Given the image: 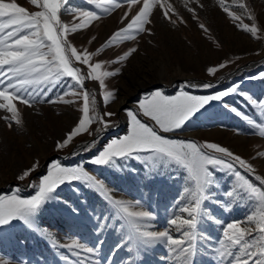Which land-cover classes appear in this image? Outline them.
<instances>
[{"label":"rangeland","instance_id":"obj_1","mask_svg":"<svg viewBox=\"0 0 264 264\" xmlns=\"http://www.w3.org/2000/svg\"><path fill=\"white\" fill-rule=\"evenodd\" d=\"M14 2L29 12L39 10L29 0ZM239 2L240 0L237 3L225 0V5L240 15L244 24H256L259 29L256 37L238 29L222 10L218 0H191L188 7L195 10V18L187 11L183 0H169L179 16H172L176 20L175 24L165 19L157 5L153 9L151 23L146 26L150 34L140 33L134 40L105 47L98 55H93L90 62H101V71L120 69L118 75L105 79L103 92L98 81L86 79L83 85L84 89L95 95L99 114L112 112L115 115L104 117L110 122V127L104 128L99 123H93L90 126L91 135H78L63 149L57 150L55 145L62 142L78 123L82 115V97L69 95L64 99L72 100L73 103L43 102L35 103L32 107L17 102L22 125L18 126L13 122L11 128L4 119L6 116L10 117V114L0 110V196L12 195L17 188L20 189L18 194L21 198L35 195L36 188L33 185H38L52 161H60L65 167L82 165L103 182L114 199L133 202L140 200L141 205L135 210H147L156 216L150 222L153 225L150 230H170L175 238H181V233L174 226H169L167 221L174 214L182 215L177 211L176 202L180 200L184 187L190 186L183 170L170 168L150 171L144 154L139 159L117 160L111 166H97L90 161L111 140L128 133L127 110L135 112L148 126L155 127L154 122L144 117L138 107L139 102L154 91L159 90L169 96H174L181 90L191 95H212L239 84L241 93L258 101L264 99V79L251 78L264 72V58L260 59L264 55V0H242L251 9L255 21L248 19L247 14L239 7ZM70 5L100 11L88 0H70ZM141 6L142 0L131 9L124 4L111 14L100 13L102 18L69 34L68 40L80 52L86 50L89 54L96 53L113 33L130 22ZM125 12L128 13V19L122 23L121 17ZM61 20L65 24H71L74 16L69 11H62ZM200 24L208 31H203ZM133 47L137 51L126 61L122 64L114 63L120 55ZM225 62L226 67L214 75L208 74L209 68ZM75 66L80 67L87 75V66L79 63ZM231 71L232 74L219 80ZM160 73H164V79H159ZM190 78L196 81L186 80ZM185 82L191 86L185 88ZM68 83V80L62 82L50 93V97L55 99L61 95ZM140 83L143 85L137 87ZM204 84H211L212 87L205 89ZM124 90L131 93L119 104ZM108 91L115 93V98L105 102L103 94ZM225 104L231 108L225 107ZM237 111L257 123H264V116L251 103L241 95L234 94L224 98V101L210 102L180 130L163 133L157 128V131L170 139L197 144L210 142L225 147L252 165L255 169L253 174L238 166L237 170L251 183L264 189V185L255 179L257 175L264 177V157L258 155L264 153V137L238 116ZM118 126L121 130L115 131L114 128ZM97 128H101L99 133L96 132ZM90 139L94 140L69 158L62 160L55 157L44 163L51 155L65 154ZM36 162L39 167L23 181L19 180L18 176ZM214 172L218 187L212 189L215 194L203 205L206 214L198 225L194 264H219L215 249L219 247L218 240L222 238L223 227L235 221H245L256 210L255 204L247 200H237L225 195L235 187L236 182L231 174L226 170ZM53 196L54 199L44 204L35 217V227H29L19 220L0 226V264H94L97 260L101 264H179L163 243L141 246L139 250L126 244L127 229L121 231L113 226L118 225L119 221H110L109 226L98 233V218L110 216L112 208L101 193L84 183H65ZM99 241H103V245L92 256L82 250L77 256L76 248L61 246L76 242L94 248ZM121 245L123 246L118 249L117 246Z\"/></svg>","mask_w":264,"mask_h":264},{"label":"snow or ice","instance_id":"obj_2","mask_svg":"<svg viewBox=\"0 0 264 264\" xmlns=\"http://www.w3.org/2000/svg\"><path fill=\"white\" fill-rule=\"evenodd\" d=\"M29 2L39 10L29 12L14 0L13 2L0 0V110L10 114V117L6 116L4 119L11 128L13 122L18 126L22 125L17 102L32 107L35 103L43 102L73 103L72 100L64 99L69 95L82 97L83 105L80 108L82 115L66 138L56 143L55 147L60 150L68 146L78 135L83 133L91 135L90 126L93 123H99L104 128L110 127V122L104 117L110 118L115 115L112 112L99 114L96 109L95 95L84 89L83 85L86 79L98 81L103 92L105 79L118 75L120 69L101 71L102 63H91L92 56L98 55L105 47L134 40L140 33L149 32L150 34L146 26L151 23L150 18L157 5L165 19L171 23H176L172 16L177 18L179 16L169 0H142V6L131 17L130 22L113 33L96 53L89 54L86 50L78 51L68 40L69 34L80 31L91 21L102 18L100 13L111 14L113 10L124 4L131 9L141 0H88L89 3L95 4V9L100 10L99 12L73 7L70 5V0H29ZM190 2L191 0H183L187 11L191 12L195 18V10L188 7ZM233 3H237V0H233ZM218 4L238 29L250 33L253 37L257 36L259 29L255 23L251 26L244 24L242 17L233 12L230 6L225 5V0H218ZM239 7L244 10L248 19L255 21L251 9L242 0L239 2ZM62 11L73 14V23L62 22ZM127 19L128 13L125 12L121 22ZM77 20H79L78 23ZM237 21L240 23H236ZM183 22L181 19V23ZM199 27L205 32L208 31L203 24ZM136 51L134 47L129 49L114 63L122 64ZM76 63L87 66L86 76L80 67L75 66ZM226 66L227 62L209 68L208 74L214 75ZM251 78L264 79V72ZM65 80L69 83L64 92L52 99L50 93ZM189 86L191 85L185 82L184 87ZM203 87L207 89L212 85L204 84ZM239 89V84H234L212 95H191L181 90L174 96L166 95L159 90L154 91L151 95L145 96L138 107L144 117L154 122L155 127L148 126L138 118L135 112L127 110L128 133L111 140L90 161L97 166H111L117 160L139 159L141 154H144L150 171L170 168L183 170L190 186L184 187L180 200L176 202L177 211L182 215L174 214L167 221L169 226H174L181 233V238H175L170 230H150L153 227L150 222L154 221L156 216L147 210H135L140 207V200L133 202L114 199L103 182L91 175L84 166L65 167L60 161L49 163L47 173L39 179L38 185H33L36 192L30 198H21L18 194L19 188L12 195L0 196V226L19 220L29 227H35V217L38 212L44 204L54 199L53 193L61 185L81 182L101 193L112 208L110 216L98 218V233L107 228L110 221H119L118 225L113 226L121 231L127 229L126 244L133 245L139 250L141 246L163 243L169 254L173 255L179 264H194L198 225L206 214L203 205L215 194L212 189L218 187L214 170H226L234 177L236 183L233 190L227 191L225 195L237 200H247L255 204L256 210L248 215L245 221H235L223 227L222 238L218 240L219 247L215 249L217 260L219 264H264V189L251 183L237 170L238 166L249 174H253L255 169L252 165L216 143L197 144L192 141L170 139L160 134V132L170 133L182 129L210 102H221L234 94L241 95L259 111L261 116H264V99L258 101L246 93H241ZM114 98L115 93L111 91L103 94L105 102ZM225 107L231 108L227 104ZM236 114L264 137V123H257L242 112L237 111ZM100 131L101 128L96 129L97 133ZM258 155L264 157V153H258ZM38 167V162L34 163L29 169L24 170L18 179L23 181ZM255 179L264 185V177L257 175ZM102 245L103 241H99L94 248L76 242L61 246L76 248L77 256L80 255V250L92 256L99 252ZM94 264H101V262L97 260Z\"/></svg>","mask_w":264,"mask_h":264},{"label":"water","instance_id":"obj_3","mask_svg":"<svg viewBox=\"0 0 264 264\" xmlns=\"http://www.w3.org/2000/svg\"><path fill=\"white\" fill-rule=\"evenodd\" d=\"M262 58H264V55L260 58V59H262ZM233 73V71H231V72H229L228 74H226V75H223V77H220L219 78V80H222L224 77H226V76H228V75H230V74H232ZM236 73V72H235ZM186 80H189V81H196L195 79H186ZM109 137V136H108ZM94 139H90V140H88V141H86V142H84V143H81V144H79V145H77L76 147H74L73 149H71L70 151H68L67 153H65V154H54V155H51L48 159H46V160H44V163H46L47 161H50V160H53L55 157H58V158H60V159H62V160H65V159H67V158H69L70 156H72V155H74L75 153H77L78 152V150H80L81 148H83L84 146H86L87 144H90L92 141H93Z\"/></svg>","mask_w":264,"mask_h":264},{"label":"bare ground","instance_id":"obj_4","mask_svg":"<svg viewBox=\"0 0 264 264\" xmlns=\"http://www.w3.org/2000/svg\"><path fill=\"white\" fill-rule=\"evenodd\" d=\"M180 76L183 77L182 74H181ZM164 77H165L164 73H160V74H159V79H160V80H161V79H164ZM139 82H140V81H139ZM142 85H143V83H140L139 85H136V86L138 87V86H142ZM130 93H131V92H128V91L124 90V91L122 92V94H121V97H120V100H119V104L122 103V102H124V101L129 97ZM114 130H115V131H120L121 129H120V127L118 126V127H115ZM111 133H112V132H111Z\"/></svg>","mask_w":264,"mask_h":264}]
</instances>
